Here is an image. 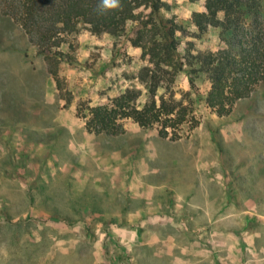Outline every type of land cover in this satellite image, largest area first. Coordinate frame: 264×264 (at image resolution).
Returning a JSON list of instances; mask_svg holds the SVG:
<instances>
[{"label":"rangeland","instance_id":"obj_1","mask_svg":"<svg viewBox=\"0 0 264 264\" xmlns=\"http://www.w3.org/2000/svg\"><path fill=\"white\" fill-rule=\"evenodd\" d=\"M167 3L164 14L186 24L205 0ZM188 30L182 55L190 41L224 47L217 29ZM131 38L130 29L118 38L82 31L66 49L75 63L56 66L0 11V264H264V84L217 117L194 96L207 78L192 89L182 73L169 94L191 105L197 125L191 113L178 125L160 116L144 129L129 118L118 136L90 133L79 102L142 90L146 61ZM147 98L142 90L137 104ZM164 122L173 124L166 137ZM174 190L184 213H200L173 214Z\"/></svg>","mask_w":264,"mask_h":264},{"label":"trees","instance_id":"obj_2","mask_svg":"<svg viewBox=\"0 0 264 264\" xmlns=\"http://www.w3.org/2000/svg\"><path fill=\"white\" fill-rule=\"evenodd\" d=\"M99 2L0 0V11L19 24L33 39L37 51L55 61L56 66L61 61L75 63L67 50L82 31L118 38L130 29L131 44L141 49V59L146 61L139 64L137 84L146 90L147 101L139 106L142 90L130 85L119 90L110 101L106 99L96 105L79 102L77 115L85 120L90 133L118 136L124 132L122 120L129 118L144 129L153 127L160 116L178 125L191 113L188 121L197 125L191 105L183 106L169 94L182 73L189 77L192 89L196 79L207 78L208 90L202 95L195 92L194 96L217 117L230 115L240 101L248 99L257 86L264 84V0H205L204 11H194L186 24L164 14L163 10L170 6L167 0H121L122 11L103 16L96 12ZM188 24L194 26L191 35L195 38L202 37L210 28L219 30L224 47L196 50L190 41L186 42L188 46L182 55L183 39L190 34ZM50 72L57 89L62 90L57 68ZM160 87L165 92L158 95ZM167 127L173 124L164 122L160 136H167Z\"/></svg>","mask_w":264,"mask_h":264},{"label":"crops","instance_id":"obj_3","mask_svg":"<svg viewBox=\"0 0 264 264\" xmlns=\"http://www.w3.org/2000/svg\"><path fill=\"white\" fill-rule=\"evenodd\" d=\"M161 187H163V186L162 185H158V186L157 185H153V189L155 190V192H157L159 190V188H161ZM189 196L192 197V193H190ZM181 197H182V195L179 192H177L176 190L173 191V214H197V213H200L198 211V209H200L198 206H195L197 208V210H195V212L197 211V213H195V212H192V213L191 212H189V213L185 212L184 213V210H182L183 206L181 205V203L184 202V198L183 197L181 198ZM156 200H157V198H155V201ZM159 200L162 203H166L167 202V198L161 197ZM159 200L157 202H160ZM148 201L152 202L154 200L151 198V199H148ZM191 204H193V203H190L189 205H191ZM205 213H208V212L206 211Z\"/></svg>","mask_w":264,"mask_h":264},{"label":"clouds","instance_id":"obj_4","mask_svg":"<svg viewBox=\"0 0 264 264\" xmlns=\"http://www.w3.org/2000/svg\"><path fill=\"white\" fill-rule=\"evenodd\" d=\"M123 5L121 0H100L96 12L98 15H106L113 11H122Z\"/></svg>","mask_w":264,"mask_h":264}]
</instances>
